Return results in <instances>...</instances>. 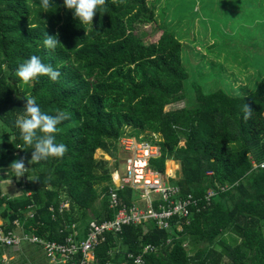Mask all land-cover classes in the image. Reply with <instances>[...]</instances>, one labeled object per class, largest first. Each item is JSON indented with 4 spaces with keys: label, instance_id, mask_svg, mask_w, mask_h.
<instances>
[{
    "label": "trees",
    "instance_id": "16d2710c",
    "mask_svg": "<svg viewBox=\"0 0 264 264\" xmlns=\"http://www.w3.org/2000/svg\"><path fill=\"white\" fill-rule=\"evenodd\" d=\"M50 2L43 12L40 0H0V171L21 193H0L4 227L13 228L19 218L24 231L46 240L83 238L91 222L115 215L108 193L117 164L111 168L95 152L115 158L122 136L153 141L156 134L160 155L149 160L150 168L162 173L168 160L176 162L171 182L180 196L201 199L212 192L209 204L189 207L180 229L175 221L170 229L146 222L108 233L94 250L95 264H133L129 254L144 264H264V76L249 91L206 93L194 85L188 101L181 41L161 27L155 42L137 35L154 22L158 0H106L93 27L75 19L63 0ZM45 34H58L63 46L45 48ZM32 55L59 70V79L22 82L16 70ZM29 97L49 115H67L55 134L67 146L63 157L30 161L32 148L15 125ZM243 103L253 109L247 121ZM21 157L28 170L17 178L9 165ZM118 196L126 205L136 197L127 186ZM65 203L68 208L59 210ZM29 206L32 218L24 216Z\"/></svg>",
    "mask_w": 264,
    "mask_h": 264
},
{
    "label": "rangeland",
    "instance_id": "374dc122",
    "mask_svg": "<svg viewBox=\"0 0 264 264\" xmlns=\"http://www.w3.org/2000/svg\"><path fill=\"white\" fill-rule=\"evenodd\" d=\"M155 10L154 22L139 28L137 35L146 43L155 42L161 27L181 41L183 65L188 73L184 82L188 101L194 98V85L206 93L241 87L249 91L264 76V0H158ZM182 105L175 103L166 109ZM99 151L95 158L103 157ZM114 154L115 158L103 159L111 168L116 162L121 170L124 154L118 147ZM171 164L165 163V171L175 174L179 165ZM8 184L14 186L11 179L10 183L0 182L1 196L13 193ZM65 204L67 209L69 204ZM140 204L143 203H137Z\"/></svg>",
    "mask_w": 264,
    "mask_h": 264
},
{
    "label": "built area",
    "instance_id": "2783aa9c",
    "mask_svg": "<svg viewBox=\"0 0 264 264\" xmlns=\"http://www.w3.org/2000/svg\"><path fill=\"white\" fill-rule=\"evenodd\" d=\"M151 136L153 141L143 139L142 135H126L118 141L124 158L123 168L120 170L116 166L111 173L113 186L109 189L108 201L109 208L115 211L113 219L101 223L91 222L81 240H77L73 234L65 237L63 242L46 240L27 233L20 220L15 219L11 229H6L0 223V248L18 247L27 243L41 248L52 261L57 260L63 264H95V248L105 240L108 233L119 234L124 226L153 222L158 229H170L171 222L175 221L180 229L181 221L190 215L189 207H196L197 211L205 208L212 192H208L201 199L191 194L180 196L179 187L171 182L176 178L174 171L161 173L149 166V160L160 154V138L156 134ZM260 167H264V163ZM126 186L134 190L136 196L130 205L124 204L118 196V191ZM138 202L143 204L137 205ZM65 205L61 204L59 210H63ZM26 213V218H32V207L29 206ZM148 249H151L150 246H146L144 251ZM126 258L133 259V264H144L140 255L129 254Z\"/></svg>",
    "mask_w": 264,
    "mask_h": 264
},
{
    "label": "clouds",
    "instance_id": "9594fccd",
    "mask_svg": "<svg viewBox=\"0 0 264 264\" xmlns=\"http://www.w3.org/2000/svg\"><path fill=\"white\" fill-rule=\"evenodd\" d=\"M52 5L50 0H40L43 12H48ZM63 6L71 10L74 18L81 24L92 26L98 8L106 6V0H63ZM57 35L48 36L45 34L43 46L51 50H55L57 46H63L57 39ZM60 75L59 70L54 69L51 64L44 63L37 55H32L16 70V76L25 84L35 80L38 76H47L52 81H57ZM25 101L24 113L17 117L15 125L20 131L24 144L32 148L30 161L39 162L50 157H63L67 152V146L57 143L55 134L58 132V125L67 118V115L45 113L37 104L35 97H29ZM240 111L243 113L244 120L252 118L253 109L249 104L243 103ZM9 169L17 178L24 176L28 170L23 157L13 160Z\"/></svg>",
    "mask_w": 264,
    "mask_h": 264
},
{
    "label": "crops",
    "instance_id": "0c3cea01",
    "mask_svg": "<svg viewBox=\"0 0 264 264\" xmlns=\"http://www.w3.org/2000/svg\"><path fill=\"white\" fill-rule=\"evenodd\" d=\"M100 151L103 153L102 155H100V156H103L102 159L103 158H108L109 160L111 159L109 155L104 153V151L102 150ZM118 158H120V153L118 154ZM167 162L176 164L172 160H168ZM177 171L178 170L175 171V174ZM6 174H7L6 172L0 171V175H1L0 182L4 181V184L8 183L7 181H10L9 177L8 178L6 177ZM2 176H5L6 178L3 179ZM13 185L15 187L14 186L12 187L8 184V186L11 188V191H13V193L11 192L12 194H9V193L7 194H9L10 197H17L21 193L17 185L14 183V181H13ZM4 187H7V186H4ZM2 197H3V194H2ZM18 220L20 219L18 218ZM0 223L3 224V226L5 224L4 219H2L1 217H0ZM71 228L76 229L75 225H72ZM74 235L77 240L82 239V237L78 238L76 233ZM3 262H5L6 264H63L62 262L57 261V260L55 261L49 260L41 248H39L38 246L27 244V243L22 244L18 247L0 248V264H4Z\"/></svg>",
    "mask_w": 264,
    "mask_h": 264
},
{
    "label": "bare ground",
    "instance_id": "6f19581e",
    "mask_svg": "<svg viewBox=\"0 0 264 264\" xmlns=\"http://www.w3.org/2000/svg\"><path fill=\"white\" fill-rule=\"evenodd\" d=\"M160 155V154H159ZM158 157V156H157ZM170 165V164H169ZM171 165H173V163L171 164ZM124 189V188H123Z\"/></svg>",
    "mask_w": 264,
    "mask_h": 264
}]
</instances>
